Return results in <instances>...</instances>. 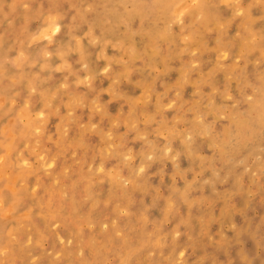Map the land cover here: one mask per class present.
<instances>
[{
	"label": "rangeland",
	"instance_id": "rangeland-1",
	"mask_svg": "<svg viewBox=\"0 0 264 264\" xmlns=\"http://www.w3.org/2000/svg\"><path fill=\"white\" fill-rule=\"evenodd\" d=\"M0 264H264V0H0Z\"/></svg>",
	"mask_w": 264,
	"mask_h": 264
},
{
	"label": "snow or ice",
	"instance_id": "snow-or-ice-1",
	"mask_svg": "<svg viewBox=\"0 0 264 264\" xmlns=\"http://www.w3.org/2000/svg\"><path fill=\"white\" fill-rule=\"evenodd\" d=\"M227 6H228V7H232L231 4H229V5H227ZM59 31H60V28H59V27H56V28L54 29V32H59ZM248 99H249V101H251V100H252V97L249 96ZM141 171H143V169H141Z\"/></svg>",
	"mask_w": 264,
	"mask_h": 264
},
{
	"label": "bare ground",
	"instance_id": "bare-ground-1",
	"mask_svg": "<svg viewBox=\"0 0 264 264\" xmlns=\"http://www.w3.org/2000/svg\"><path fill=\"white\" fill-rule=\"evenodd\" d=\"M30 1H31V0H30ZM75 38H76V37H75ZM18 153H19V152H18ZM18 153H17V154H18ZM42 166H43V165H42Z\"/></svg>",
	"mask_w": 264,
	"mask_h": 264
}]
</instances>
